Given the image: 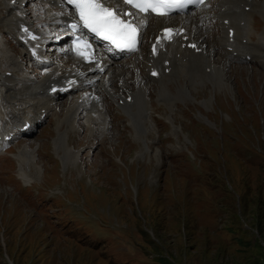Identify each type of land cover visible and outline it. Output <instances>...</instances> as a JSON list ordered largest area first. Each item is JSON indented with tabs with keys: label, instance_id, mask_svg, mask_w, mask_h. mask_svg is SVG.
<instances>
[{
	"label": "rangeland",
	"instance_id": "obj_1",
	"mask_svg": "<svg viewBox=\"0 0 264 264\" xmlns=\"http://www.w3.org/2000/svg\"><path fill=\"white\" fill-rule=\"evenodd\" d=\"M241 71L221 73L228 79L218 90L196 83L189 96L197 101H179L170 116L164 107L172 106L161 105L148 89L151 105L144 115L153 107L175 137L191 143L173 164L148 143L149 132L140 139L131 126L113 128L99 140L95 160L84 156L87 148L80 141L92 136L74 137L70 131L65 147L79 149L74 163L83 180L75 175L69 183L72 162L63 168L51 117L39 134L48 140L38 149L54 160L37 161L34 183L58 197L51 204L57 213L52 223L70 229L72 220H83L95 245L53 232L0 188V264H264V87L259 74L248 71L252 84L246 91L237 77ZM209 97L205 108L200 100ZM141 143L146 149L137 150ZM100 150L110 165L99 159ZM61 212L68 214L69 225L56 223Z\"/></svg>",
	"mask_w": 264,
	"mask_h": 264
},
{
	"label": "bare ground",
	"instance_id": "obj_2",
	"mask_svg": "<svg viewBox=\"0 0 264 264\" xmlns=\"http://www.w3.org/2000/svg\"><path fill=\"white\" fill-rule=\"evenodd\" d=\"M252 1L256 4V7L262 8L260 12L263 13V16H264V0H252ZM239 3H240V0H226L225 7L227 10H232V11L239 10ZM150 22L152 24H156L159 26L164 23V20L162 18H159L153 21L150 19ZM205 32H206V29L201 30L198 33L196 37V41L198 42V45L203 46L204 44L206 45L209 44L207 39L204 36ZM262 37L263 36H258V39L255 41V45L258 48L263 46V41L261 40ZM236 49L240 53L243 50H246L247 46L244 43H241L237 45ZM177 51L181 53L182 55L181 58H178L175 56V52ZM189 53H190L189 49L180 48L177 45H172L170 49L166 52H160L159 55L155 58V63L161 65L160 76L165 79L170 78V76L168 74H165L163 71V68H164L162 64L163 58L169 59L171 71L175 72L177 68V63L180 61V65L178 68L182 67L183 64H182L181 59ZM255 53L258 55L262 54V52L259 49L255 50ZM198 55L200 56V61L196 63V66L193 69H190L189 71L184 69L180 75V79L183 75H186L183 77V80L180 81L179 83H177V80H174L172 83L173 85H175V91H176L175 94H177L181 99L185 101H190V102L197 101V99H193L192 97L189 96V95H192V89L194 88V85L196 83H199L200 84L199 86L200 87L202 86V89L210 88L212 90H218L220 85H222V83H224L223 85H225V82H227V79H228L227 75H224L223 77H221V73L225 74L227 70H231L235 75L236 68H240L241 70H243L241 71V73H239L237 77L239 79L241 77V79L244 80L243 83L246 84L245 86L246 91H248V89L251 88V84H252L250 79L246 76V72L248 71H251L252 75H254V73H258L259 77H261L260 80L263 83V84L261 83L262 87H264V74H262L261 72L259 73V71L257 70H253V68L251 69L245 65H240V66L233 65L232 67L226 66L225 62L222 59L213 58L212 53L208 49L205 52H200ZM147 60L148 59H146V61ZM238 61L241 62L240 59H238ZM259 62L264 68V60L260 59ZM126 64L127 62L120 61V66H117V65L109 66V70L106 71L109 73V75L103 74V76L101 77V80L99 81L105 87V89L102 90V92L103 93L107 92L110 95L111 99L117 102L119 108L125 114L128 115L127 122H130L131 129L133 130L135 135H137L140 139H143V137L147 134V131L145 130V126L143 125V122H144V110L147 108L148 105H150L149 100H148V89L150 88V86H148V84H144L143 82H139V78L136 77L135 72H131V73L128 72L129 68L126 66ZM207 67L210 68L209 72L206 71ZM140 74H143L142 70H140ZM112 78H115L116 80H113ZM127 81H129L130 83H126ZM239 81L241 80H237L236 83L240 84ZM207 83L208 85H206ZM189 84H192V86H189ZM8 86L10 85L7 82L5 84L4 83L0 84V90H3L4 88ZM170 88H172L171 85L162 84V86L160 85L157 87H153L152 91H155L156 98L157 97L161 98L163 95H167V93H170ZM227 91L228 89L226 88L225 92ZM232 91H233V88H232ZM237 91H241V89L239 88L237 89ZM4 100L11 101L7 96H4ZM119 100H122L121 103H119ZM200 102H203L205 108L210 107L209 106L210 97L200 100ZM75 104L77 105L75 100L66 101L63 103V106L59 107L61 108V111L55 112L53 114V119L55 123L54 124L55 135L52 138H53V144L57 149L56 152L58 156H60L61 158L63 168H65L66 166H69L67 164H70V162H72V169L67 174V178H68L67 180L69 183L74 182L75 180L74 176L77 175L76 173L79 172V167H76L74 163L78 157L77 155L78 150H74L71 147H65V140L69 132L71 131V134L73 135L72 130H73L74 124L69 119H71L73 111L76 108ZM161 104L165 105V103H161ZM9 105L11 106V104ZM7 106L8 105L6 104L2 106L3 110H0V120H3L4 117L7 116V113H4V109H6ZM164 108L167 109L164 111V113L167 114L168 116H170L169 114L171 113V111H175L173 107L169 109L167 107H164ZM200 115L203 119H205L204 116H202V114ZM11 121L12 120H6L3 122V124L9 123ZM209 123H210V126H212V123L211 122ZM88 126H89V129H86V130L87 131L92 130L90 129L91 128L90 123ZM87 131L85 132V134L87 133ZM74 135L76 136V134ZM129 145L132 146V144H128V146ZM21 147L29 150V148L26 145V142H22ZM143 147L145 148V145L141 143L139 145V148H137V150ZM35 155L36 153L32 152V158L34 159V166H32L28 174L29 176L39 175V170L37 169L38 164H36ZM103 163L105 165H109V164H106L105 162ZM48 170L49 168H46L43 171V174H45L46 171ZM82 171L83 170L80 169V173H82ZM75 177L81 178V176H78V175ZM8 193H9L8 195L10 196L14 195L11 192H8Z\"/></svg>",
	"mask_w": 264,
	"mask_h": 264
},
{
	"label": "snow or ice",
	"instance_id": "obj_3",
	"mask_svg": "<svg viewBox=\"0 0 264 264\" xmlns=\"http://www.w3.org/2000/svg\"><path fill=\"white\" fill-rule=\"evenodd\" d=\"M126 3H133V0H125ZM135 7L137 8H141L142 4L140 2H136L134 4ZM81 9H97L99 11V13H105L107 15V17L109 18H114V14L108 10L103 8L99 3H93L92 0H84V2L80 5ZM146 10V9H144ZM92 15H96L95 12L92 13ZM94 23H96L99 26H103L109 23L108 19H105L104 17H98L97 19L94 20ZM120 23H123L122 21H120Z\"/></svg>",
	"mask_w": 264,
	"mask_h": 264
},
{
	"label": "trees",
	"instance_id": "obj_4",
	"mask_svg": "<svg viewBox=\"0 0 264 264\" xmlns=\"http://www.w3.org/2000/svg\"><path fill=\"white\" fill-rule=\"evenodd\" d=\"M167 264H168V262H167Z\"/></svg>",
	"mask_w": 264,
	"mask_h": 264
}]
</instances>
